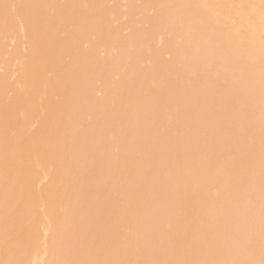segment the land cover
Here are the masks:
<instances>
[{"label": "bare ground", "instance_id": "obj_1", "mask_svg": "<svg viewBox=\"0 0 264 264\" xmlns=\"http://www.w3.org/2000/svg\"><path fill=\"white\" fill-rule=\"evenodd\" d=\"M2 65L0 264H264V0H0Z\"/></svg>", "mask_w": 264, "mask_h": 264}, {"label": "rangeland", "instance_id": "obj_2", "mask_svg": "<svg viewBox=\"0 0 264 264\" xmlns=\"http://www.w3.org/2000/svg\"><path fill=\"white\" fill-rule=\"evenodd\" d=\"M62 2H64V0H62ZM142 4V1H138L137 2V5L138 6H140ZM113 5V4H112ZM127 9V5H126V3L124 4V7H123V10H126ZM148 16H154L155 15V12L154 11H149L148 12V14H147ZM136 20L139 22V24L144 28V29H148L149 27H150V23L149 22H146V21H143V19H141L140 17H137L136 18ZM123 21H125V19L123 20ZM123 21H119V20H113V26H115V28H118V27H120L121 25H122V23H123ZM22 22V21H21ZM20 23V22H19ZM18 23V24H19ZM18 28H22L21 30L20 29H18L17 31V34H19V35H17L18 37L16 38H12V39H8V41L6 42L7 43V51H8V53H11V52H14L15 51V49L17 48V46H18V48H20V50H21V52H22V56H23V58L25 57V54L27 55L28 53V49L30 48L29 47V45H28V40H26L27 38H26V36H27V34H26V31L24 30L25 29V25L23 24V23H20L19 24V27ZM124 35L125 36H129L130 34H131V29L129 28V29H126L124 32ZM163 40L161 39V40H159V42H158V46L161 48L162 46H163ZM14 50V51H13ZM30 51V50H29ZM21 56V57H22ZM100 57L101 58H105V57H107V53L106 52H104V51H101V53H100ZM169 58V57H168ZM20 60L18 59V62H19ZM15 62V61H14ZM15 64L17 65L18 63H17V61L15 62ZM15 65V66H16ZM149 65V63H145L143 66H148ZM17 67V66H16ZM7 69H4V66L2 65L1 66V68H0V75H4V74H6V73H8V70L6 71ZM11 72V71H10ZM13 72V73H12ZM10 74L11 75H9L10 77H7V78H9L10 79V82L11 83H16L17 84V82H18V78H19V76H20V74H19V72H18V70L16 69V68H14V70L12 71ZM10 83V84H11ZM8 95L10 96V97H12V94H9L8 93ZM7 95V96H8ZM99 97H101L102 96V94L101 93H99V94H97ZM39 119H41V118H39ZM39 119H38V121H39ZM38 121L36 122V124H39L38 123ZM41 121V120H40ZM35 123V122H34ZM34 123H32V125H30V129H31V131L32 132H34L35 131V129H38L39 127H36L37 125L36 124H34ZM34 124V125H33ZM36 125V126H35ZM39 126V125H38ZM34 129V130H33ZM45 179H47L48 180V178H45ZM45 179H43V180H41L38 184H37V191H38V188L40 187L39 186V184H41L42 186L44 185V183L47 181H45ZM45 181V182H44ZM43 182V183H42ZM47 185V184H46ZM42 186L39 188V191L38 192H41L42 191ZM39 211L40 212H44L45 211V207L44 206H39ZM49 227H48V229H47V232H45V234H44V237H46L47 238V236H48V234L46 235V233H48V232H50L49 231V229L51 228L50 227V225H48ZM43 237V239H42V241H41V243L43 242H45L46 241V239ZM40 262H42V263H40ZM39 263L40 264H43V263H45V259L44 260H39Z\"/></svg>", "mask_w": 264, "mask_h": 264}]
</instances>
